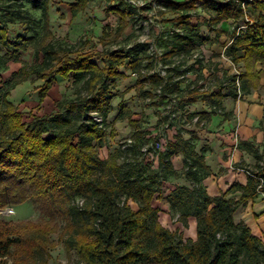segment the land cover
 Returning a JSON list of instances; mask_svg holds the SVG:
<instances>
[{
    "label": "trees",
    "instance_id": "16d2710c",
    "mask_svg": "<svg viewBox=\"0 0 264 264\" xmlns=\"http://www.w3.org/2000/svg\"><path fill=\"white\" fill-rule=\"evenodd\" d=\"M31 1L43 9L45 26L49 29V0ZM2 2L0 0V4ZM79 2L81 7H72L74 14L87 4V0ZM205 2L219 13L212 21L227 17L238 20L245 16L240 2ZM252 2L261 14L257 18L244 19L245 27L235 29L232 45L227 51L235 64L243 63L241 70L237 68L240 84H237V74L232 77L235 98L258 88L264 78V0ZM172 4L183 7L187 2ZM111 8L119 14V30L123 31L128 24L127 9ZM2 18L0 15V44L5 48L11 51L25 49L34 40L21 35L10 40ZM184 23L187 28L185 33L177 35L179 44L192 45L198 28L190 22ZM40 44L38 51L44 53L42 62L29 69L24 64L14 74L25 78L34 73L44 79V84L39 87L42 101L56 75L64 78L87 75L89 93L69 101L60 100L58 110L24 121L22 113L16 111L8 99L10 91L0 88V208L18 205L31 198L42 204L62 203L71 217L65 232L68 233L67 246L77 250L83 264H264V242L243 220H236L234 216L235 211L246 205L257 192H264V152L254 150L257 162L253 167H247L248 183H235L229 189L228 193L243 192L240 199H235L226 194L212 197L201 189L203 177L212 171L204 157L191 148L189 141L180 138L178 143L169 144L161 154V164L176 174L168 158L175 151H183L182 173L193 181L192 187L177 186L165 197L186 225L190 216L197 218V237L185 239L182 232L173 231L160 222L159 210L152 204L156 193L160 192L161 176L135 162L134 170L125 172L119 165L120 150L106 159L100 158L97 151L95 141L105 137L106 130L94 119L93 112L107 119L113 100L110 82L123 75L119 66L130 54L123 49L106 51L104 58L108 62L100 67L93 60L94 53L62 55L63 47L43 41ZM179 49L178 45L174 46L170 54ZM240 51H244V55H239ZM140 60L131 61L135 69L140 68ZM151 75L155 81L160 76L157 72ZM220 99L221 96L218 101ZM120 114H125L124 107ZM51 128H55L57 134L45 137ZM149 143L142 144L141 154L150 152L144 151ZM129 146L133 148L136 143L126 145ZM200 171L204 173L202 177H198ZM77 195L85 197L82 206L72 204ZM122 195L126 196L123 203ZM129 199L137 201L139 208L134 209L128 203ZM25 231L36 234V238L28 240L33 244L37 242L36 248L40 245L38 240L52 228L49 224L27 222L18 231L16 225L1 223L0 264L6 262L14 245L23 243L24 246L27 241L22 237ZM12 234L17 237H11Z\"/></svg>",
    "mask_w": 264,
    "mask_h": 264
},
{
    "label": "rangeland",
    "instance_id": "374dc122",
    "mask_svg": "<svg viewBox=\"0 0 264 264\" xmlns=\"http://www.w3.org/2000/svg\"><path fill=\"white\" fill-rule=\"evenodd\" d=\"M79 1L49 0V29H47L43 9L36 7L31 0H3L0 4V15L3 17V24L9 30V39L16 40L21 35L27 38L33 37L34 40L21 50L11 51L0 44V88L10 91L8 99L12 101L16 111L22 113L24 121H31L36 115L43 116L58 110V101L60 100L69 101L84 97L89 93L86 85L87 75H71L65 78L56 75L52 87L42 101L41 88L39 87L44 84V79L38 78L34 73H30L25 78L14 74L24 64L29 69L42 62L44 53L38 51L42 41L63 47L62 55H73L77 52L94 53L93 60L100 67L108 62L104 58L106 51L123 49L125 53H129L130 56L119 66L124 76L116 79L115 82H110L113 93L112 109L101 125L105 127V137L95 141L98 154L100 158L106 159L111 153L120 150L119 165L125 172H132L135 162L161 176L162 184L159 187L161 195L156 193L152 201V204L154 202L153 206L159 210L160 222L173 231L182 232L185 239L196 238L195 229L190 225L189 220L187 225L181 221L179 213L172 206L169 210H165V197L170 192L171 185L185 186L182 185L183 180L176 178L177 176L168 171L165 165L151 164L146 160L145 154H141L144 143L142 136L139 132H133L134 126L129 122L128 116L131 114L133 118L136 115L137 118V115L140 116L142 113L144 120L148 121V126L152 125L151 128L157 126L154 113H156L159 99L156 96V98L152 95L148 96L145 87L141 84V79L147 71L153 68L151 62L153 58L162 53L164 55L168 47L166 45H179L180 40L177 35L185 33L184 29L187 26L182 23V20L176 18L178 13L188 17L191 24H197L198 30L195 35L194 44L196 45L192 49L193 51L183 50L172 58H168L169 60L177 58L176 61H179L178 58L181 56L187 55L183 59L188 61L192 54H197L198 57L202 55L201 45H205V42L212 38L213 33L211 32L218 25L215 22H210L211 17L217 13L209 11L204 5V0H87V4L74 14L72 7H81ZM181 1H187V5L180 8L172 4ZM236 1L243 3L244 0ZM111 7L127 9L128 24L123 31L119 30L121 21L119 14L116 9ZM242 21L239 20L237 23L241 24ZM195 49L197 50L195 51ZM136 58L141 59L140 68L137 69L132 66L131 62ZM226 60L236 72L235 68L238 67L229 61L231 57ZM133 71L138 72L140 76H132ZM130 76L133 79L129 80ZM222 77L227 79L225 72ZM21 78L23 79L21 80ZM19 79L20 81H18ZM201 105L203 106V103ZM123 106L129 108L130 114H120ZM174 111L176 109L173 108L172 112ZM173 120L179 122L176 118ZM56 134V129L51 128L49 132L45 133V137H52ZM130 137L135 139L136 146L133 148H130L132 146L126 147L128 145L126 141ZM203 175V171L198 173V177ZM184 177L187 179L186 183L192 187L193 181L186 175ZM200 187L206 191L203 182ZM120 197L121 203H123L126 196ZM85 201L84 196L77 195L72 199V204L82 206ZM128 203L134 209L139 208V203L133 199H129ZM9 207L0 208V224L16 225L18 231L26 226L27 222L39 225L49 224L52 231L43 236V239L38 240L40 245L36 248L34 247L37 246V242L33 244L32 241H28L36 238V234L25 231V235L22 236L27 240L24 246L23 243L14 245L11 255L2 264H83L77 250L67 246L68 233L65 232L71 217L65 211L62 203L59 205L42 204L31 198L21 204ZM234 216L236 220H239L237 210ZM11 237L16 238L17 235L12 234ZM152 264L157 263L153 262Z\"/></svg>",
    "mask_w": 264,
    "mask_h": 264
},
{
    "label": "crops",
    "instance_id": "0c3cea01",
    "mask_svg": "<svg viewBox=\"0 0 264 264\" xmlns=\"http://www.w3.org/2000/svg\"><path fill=\"white\" fill-rule=\"evenodd\" d=\"M205 1H203L205 7L217 13L211 17L210 22L218 25L211 32L212 38L205 42V45H201L202 55L198 57L197 54H192L188 61L183 59L187 55L178 58L179 61H176L177 58L169 60L168 58H172L176 53L192 50L196 44L178 43L180 49L172 54L170 53L177 44L166 45L168 47L164 55L162 53L161 61L166 66L167 74L157 72L160 76H157L156 81L151 74L144 75L141 79V84L145 87L148 96H156L159 99L156 113H154L156 128H151L152 125L148 126V121L144 120L142 113L140 116L137 115V118L136 115L132 118L129 108L123 107L125 114H130L128 120L134 126L133 132H139L144 144L149 141L163 143V148L159 152L153 155L145 154L147 161L151 164L161 163V154L170 146L169 144H176L182 138L184 141H189L191 148L202 155L211 168V174L202 179L207 193L212 197L226 194L228 198L240 199L243 193L241 190L228 193L229 189L235 183L241 185L248 183L247 167H253L257 162L254 150L259 149L260 153L264 152V78L261 79L258 88L235 98L232 94L235 89L232 82V77L235 76L234 67L229 65L226 59L231 57L227 51L232 45L235 29L244 28V19L257 18L261 11L255 8L252 0H244L240 4L245 16H241L238 20L227 17L212 21V18L219 16V13L209 8ZM216 1L238 3L236 0ZM184 2L187 1L178 3ZM180 16L182 13H178L176 18L190 22L185 15L184 19L179 18ZM239 20H243V23H237ZM184 22L182 23L185 24ZM191 25L197 27V24ZM238 54L242 56L244 51ZM229 61L240 70L243 68L242 62L235 64L232 57ZM151 62L153 68L158 65L157 57L155 56ZM187 69L192 71L188 76L185 73ZM224 72L227 79L222 77ZM123 76L124 73L120 77ZM128 79L133 78L130 76ZM219 96H221L220 101H218ZM173 108L176 111L172 112ZM175 118L179 122L172 121ZM184 158L183 151H175L168 159L176 171V174L173 172L176 178L183 180L182 185L190 187L191 185L186 183L185 174L182 173ZM171 186L170 192L176 188ZM170 207V203L166 201L165 210H169ZM237 212L239 220H243L264 242V192H257L246 205L240 206ZM188 220L197 235V218L190 216Z\"/></svg>",
    "mask_w": 264,
    "mask_h": 264
},
{
    "label": "built area",
    "instance_id": "2783aa9c",
    "mask_svg": "<svg viewBox=\"0 0 264 264\" xmlns=\"http://www.w3.org/2000/svg\"><path fill=\"white\" fill-rule=\"evenodd\" d=\"M161 55H156L157 57V62H158V65H156L154 68H152L151 70L147 71L145 76H149L150 74L154 73V72H161L163 75H166L167 74V69H166V66L162 63L161 61ZM236 72L235 74L238 75V78H237V84L239 85L240 84V81H239V70L237 68H235ZM186 75H190L192 73V71L190 69H187L186 70ZM140 76V74L136 71H133L132 72V76ZM93 116H94V119L97 120L98 122H100L102 124V122L104 121V118L99 115L97 112H93ZM198 119V118H197ZM133 142V139L129 138L127 139L126 143L129 145L130 143ZM163 148V143L161 141H150L149 144L145 145L144 147V151L149 152V154H154L155 152H159V150H161Z\"/></svg>",
    "mask_w": 264,
    "mask_h": 264
}]
</instances>
